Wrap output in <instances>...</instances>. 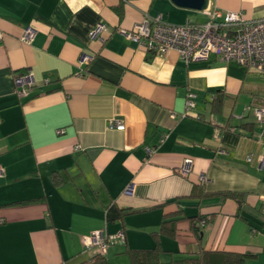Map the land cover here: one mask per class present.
Returning <instances> with one entry per match:
<instances>
[{
    "label": "crops",
    "instance_id": "1",
    "mask_svg": "<svg viewBox=\"0 0 264 264\" xmlns=\"http://www.w3.org/2000/svg\"><path fill=\"white\" fill-rule=\"evenodd\" d=\"M207 7L264 16V0ZM188 11L170 0H0V264L89 260L95 231H121L102 253L107 264H131L126 251L153 248L162 215L175 209L186 218L159 238L161 264L197 253L195 216L205 250L264 264V137L253 113L264 104V74L213 55L186 63L118 33L145 15L207 19ZM29 24L36 33L26 43ZM20 75L31 78L22 97ZM194 185L207 194L192 196Z\"/></svg>",
    "mask_w": 264,
    "mask_h": 264
},
{
    "label": "built area",
    "instance_id": "2",
    "mask_svg": "<svg viewBox=\"0 0 264 264\" xmlns=\"http://www.w3.org/2000/svg\"><path fill=\"white\" fill-rule=\"evenodd\" d=\"M203 13L207 19L203 22H186L179 25L169 24L163 21L160 14L145 15L139 22L133 24L130 30L118 29L125 38L139 43L147 50L153 52H166L175 50L177 54L188 63L191 61H206L210 56H215L220 62L234 61L248 69L264 74V16L256 19H245L240 13L224 12L213 8H206ZM104 29L102 24L97 25L89 32L91 38H95L98 32ZM36 33L35 26H25L22 40L30 43ZM1 39V34H0ZM89 57L82 56L80 63H87ZM15 84L19 87L17 95L25 96L27 88L31 86L29 76L15 77ZM194 94L188 93L185 100V110L193 105ZM253 113L256 122L261 128L260 136L264 137V104L254 107ZM184 115V114H183ZM110 126L123 130L122 122L111 119ZM260 162L264 160V143L262 153L258 157ZM250 160V156L247 157ZM3 176V168L0 166V177ZM122 232L114 235H102L101 231H95L86 247L97 246V252L105 250L107 242L122 238Z\"/></svg>",
    "mask_w": 264,
    "mask_h": 264
},
{
    "label": "trees",
    "instance_id": "3",
    "mask_svg": "<svg viewBox=\"0 0 264 264\" xmlns=\"http://www.w3.org/2000/svg\"><path fill=\"white\" fill-rule=\"evenodd\" d=\"M264 103V96L263 102ZM212 108L220 105L219 98L215 97L211 99ZM192 196L198 198L206 195L200 186L194 185L191 189ZM223 197L234 198L235 193L222 192ZM175 202V201H174ZM173 202V203H174ZM186 217L183 216L180 209H175L173 212L165 213L162 215V219L157 232L152 234L155 245L151 249L146 250H134L128 249L126 253L130 258L131 264H161L160 253L162 251L159 238L161 236L173 237L176 230V222ZM191 233L196 241L197 253L185 256L180 260H175L169 264H243L248 255L239 254L228 251H209L205 250L201 245L199 237L200 224L198 221H202L198 216L189 217ZM77 264H107V260L102 252L94 253L89 260L79 262Z\"/></svg>",
    "mask_w": 264,
    "mask_h": 264
},
{
    "label": "water",
    "instance_id": "4",
    "mask_svg": "<svg viewBox=\"0 0 264 264\" xmlns=\"http://www.w3.org/2000/svg\"><path fill=\"white\" fill-rule=\"evenodd\" d=\"M175 6L179 8L204 11L207 8L208 0H170Z\"/></svg>",
    "mask_w": 264,
    "mask_h": 264
},
{
    "label": "rangeland",
    "instance_id": "5",
    "mask_svg": "<svg viewBox=\"0 0 264 264\" xmlns=\"http://www.w3.org/2000/svg\"><path fill=\"white\" fill-rule=\"evenodd\" d=\"M181 10H183V9H181ZM188 12L192 15V17H195V16H201V14H203V13H201V12H196V11H188ZM192 17H191V19H193ZM242 67H243V66H242ZM243 103H244V102H241V100L238 101V103H237L236 106H235L236 112L241 110L242 105H244ZM245 105H246V104H245ZM246 106H247V105H246Z\"/></svg>",
    "mask_w": 264,
    "mask_h": 264
}]
</instances>
